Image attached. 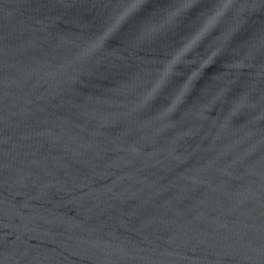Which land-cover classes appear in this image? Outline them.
<instances>
[{
    "label": "water",
    "instance_id": "1",
    "mask_svg": "<svg viewBox=\"0 0 264 264\" xmlns=\"http://www.w3.org/2000/svg\"><path fill=\"white\" fill-rule=\"evenodd\" d=\"M0 264H264V0H0Z\"/></svg>",
    "mask_w": 264,
    "mask_h": 264
},
{
    "label": "snow or ice",
    "instance_id": "2",
    "mask_svg": "<svg viewBox=\"0 0 264 264\" xmlns=\"http://www.w3.org/2000/svg\"><path fill=\"white\" fill-rule=\"evenodd\" d=\"M118 3H123L125 5H131L136 3V0H117ZM167 3L169 4H175L178 5L180 3H183L184 0H166Z\"/></svg>",
    "mask_w": 264,
    "mask_h": 264
}]
</instances>
